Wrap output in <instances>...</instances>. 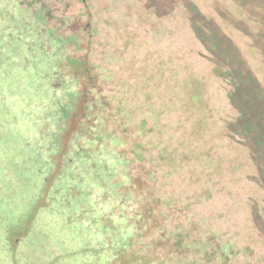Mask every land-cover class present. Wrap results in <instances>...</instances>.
<instances>
[{"label": "trees", "instance_id": "16d2710c", "mask_svg": "<svg viewBox=\"0 0 264 264\" xmlns=\"http://www.w3.org/2000/svg\"><path fill=\"white\" fill-rule=\"evenodd\" d=\"M127 1L0 0V264H264V0Z\"/></svg>", "mask_w": 264, "mask_h": 264}, {"label": "rangeland", "instance_id": "374dc122", "mask_svg": "<svg viewBox=\"0 0 264 264\" xmlns=\"http://www.w3.org/2000/svg\"><path fill=\"white\" fill-rule=\"evenodd\" d=\"M73 1L74 0H71L72 3H73ZM97 1H98V5H99L100 9H102V8L107 9L108 5H112L114 0H97ZM167 3L171 4L172 0H167ZM159 5H161V0H128L126 2L125 7L128 8L129 19L134 20L136 22V24L138 25V27H141V26L157 27L161 24V21L159 19L157 20L156 17L153 16L152 12L149 10V7L151 8V6H159ZM76 6H77L76 9L75 8L73 9L74 11L82 8L77 3H76ZM113 15H111V17L108 15V18H109L110 22L113 24L114 30L117 31L120 26L118 24V19H116V17ZM105 17H107V15H105ZM136 24H125V28H127V29L124 30V32H123V34L126 35V39H125V41H123V47H127V45H129L130 42H132V39L130 38L129 34L133 35V28H131V27H135ZM116 35H120V33L117 32ZM126 65L128 66V68L130 67L132 69L133 64L130 60H128ZM146 71H147V74H146V85L147 86L146 87L148 88L149 83L153 81V79L156 77L157 74H156V72H149L147 69H146ZM138 78L140 79V76H138ZM166 81L167 80L165 79V82ZM196 84H197V87L199 89L202 86H204V83L202 81H197ZM190 102H191V109L193 110L194 114H196V113L203 114V109H199V107L202 104L200 103L197 96H196V100H191ZM193 126L196 127L198 130L205 127V125L203 124L201 119H198ZM191 130L193 132L196 131L195 129H191ZM192 136H193V134H192ZM193 140H195V137ZM193 140L188 139L186 141L192 142ZM209 143L210 142H207V144H209ZM257 244L262 245V243H260V242H257ZM250 245L253 248L252 242L249 243V242H245L244 240H241V243H240V246L238 247V249L239 248L241 250L245 249V248L250 249ZM242 256L248 257V255H246L244 253L242 254Z\"/></svg>", "mask_w": 264, "mask_h": 264}]
</instances>
